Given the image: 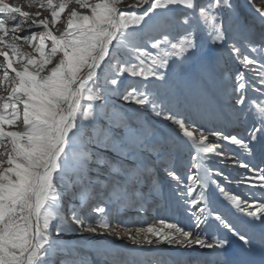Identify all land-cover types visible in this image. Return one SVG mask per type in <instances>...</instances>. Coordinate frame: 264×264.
<instances>
[{
    "label": "snow or ice",
    "instance_id": "6c2138e0",
    "mask_svg": "<svg viewBox=\"0 0 264 264\" xmlns=\"http://www.w3.org/2000/svg\"><path fill=\"white\" fill-rule=\"evenodd\" d=\"M259 4L0 0V264H136L110 239L125 236L139 264H264V194H230L209 166L264 190V167L241 159L264 163ZM165 185L188 223L130 226Z\"/></svg>",
    "mask_w": 264,
    "mask_h": 264
},
{
    "label": "rangeland",
    "instance_id": "374dc122",
    "mask_svg": "<svg viewBox=\"0 0 264 264\" xmlns=\"http://www.w3.org/2000/svg\"><path fill=\"white\" fill-rule=\"evenodd\" d=\"M129 1H132V0H129ZM245 1L246 0H236V2L241 6L245 4ZM6 2L12 6L22 7L23 10L29 11L32 13L38 10L36 7H29L28 0H6ZM36 2H40V0H36ZM55 2L58 3L59 0H55ZM91 2H95V0H91ZM257 6H260L259 0H257ZM73 7H77V5H75L74 3L69 5V9ZM78 11H83V10L78 9ZM42 13H43V16H49V13L47 11L42 10ZM25 50H29V49L26 48ZM114 103H116L117 105H120V104H123V101H120L117 99L114 101ZM143 119L147 122L149 126L154 127L157 130L160 137H165L169 134V129L165 126V123H162L158 118L152 115L151 111L145 112L143 114ZM242 129H243V125L239 124V125L229 126L228 131L240 132L242 131ZM228 147L234 148L235 146L229 145ZM182 159H187L186 153L183 154ZM241 159L247 160L251 164L264 167V163H261V160L259 157L250 158L246 156H241ZM209 166L224 170L226 171V174L230 175L229 181H224L222 178L214 177L216 179H220L222 186L225 188L227 192H229L230 194L239 195L242 199H247L249 202L260 201L262 194H264V190L259 189V188H250L247 182L245 184H240L238 186V179H239L238 173H243L245 171L244 169L235 167L234 165L231 164V162H229L226 169L224 165H221L216 162L210 163ZM218 207L224 210L227 214V210H225V207L223 204L219 203ZM154 215L169 217L171 218L169 222L180 220L183 224L188 223V221L183 218V215L175 210V203L172 200V194L170 193L167 185H165L164 187L162 196L155 198V202L153 204L152 209L146 215L137 213L134 210H126L124 213V216L126 217L129 225L132 227L145 226L146 223L151 222L152 217ZM237 216H241V214H237ZM233 219H235V217H233ZM141 221H143L144 223L142 224ZM123 239L126 242L125 245H128V248L120 249L122 256L128 261H136V264H139V261L142 258V254L132 251V248L134 246H131L130 244L131 241H129L126 236ZM121 245L123 246L124 244L122 243ZM145 247L147 248V247H152V246H145ZM158 247L166 251L171 250L169 249V246L167 245H163V246L159 245Z\"/></svg>",
    "mask_w": 264,
    "mask_h": 264
},
{
    "label": "bare ground",
    "instance_id": "6f19581e",
    "mask_svg": "<svg viewBox=\"0 0 264 264\" xmlns=\"http://www.w3.org/2000/svg\"><path fill=\"white\" fill-rule=\"evenodd\" d=\"M130 3L132 2V1H129ZM246 2V1H245ZM41 18H43V17H41ZM58 26H60V25H58ZM5 95H6V93H4ZM215 186L213 185V188H214ZM216 197H217V199L219 200V202L221 203V204H223L224 205V207H225V210H227L228 208H230L231 206L228 204V202H226L224 199H223V197L222 196H220V194H219V192H218V190H217V192H216ZM224 207H223V209H224ZM241 216H242V214H241ZM119 231H121V232H124L125 231V229H123V228H121V229H119ZM124 238V237H123ZM120 239V240H115V237H110V239H112V240H114L115 241V244L117 245V246H122L121 244L123 243L124 245H125V241H124V239ZM131 244V243H130ZM131 246H133L132 244H131ZM147 246V245H146ZM162 246H163V244H162ZM145 247V246H144Z\"/></svg>",
    "mask_w": 264,
    "mask_h": 264
}]
</instances>
